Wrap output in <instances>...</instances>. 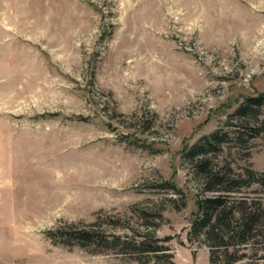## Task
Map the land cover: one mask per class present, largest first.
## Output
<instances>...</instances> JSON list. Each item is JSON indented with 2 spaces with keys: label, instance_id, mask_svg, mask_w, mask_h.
<instances>
[{
  "label": "rangeland",
  "instance_id": "1",
  "mask_svg": "<svg viewBox=\"0 0 264 264\" xmlns=\"http://www.w3.org/2000/svg\"><path fill=\"white\" fill-rule=\"evenodd\" d=\"M257 93L264 0H0V264H166L54 234L96 223L124 237L159 212L173 263L209 264L182 149ZM208 157L263 171L264 131ZM233 196L263 206L264 186ZM237 247L235 264H264L262 240Z\"/></svg>",
  "mask_w": 264,
  "mask_h": 264
},
{
  "label": "trees",
  "instance_id": "2",
  "mask_svg": "<svg viewBox=\"0 0 264 264\" xmlns=\"http://www.w3.org/2000/svg\"><path fill=\"white\" fill-rule=\"evenodd\" d=\"M263 107L264 93L245 96L228 115L224 127L217 128L182 149V157L190 162L202 185L195 200L196 212L190 234L211 241L209 264H235L244 255L238 254L237 246L251 240L254 243L258 240L264 242V203L262 206L261 200L247 201L246 197L233 196L242 187L254 183L264 186V170L245 167L236 172L229 161L214 162L215 158L208 157L218 154L225 145L231 143L247 150L251 139L264 131V119L260 118ZM245 156L248 157L249 152H245ZM163 188L173 193L180 191L168 181L163 183ZM161 218L159 212L154 222H150L151 229L144 232L131 230L132 234L124 237L101 231L96 223L57 227L54 234L67 243L116 247L130 254L152 253L158 261L164 256L166 264H174L173 255L166 252L169 248L164 243L170 237L160 238L155 233L158 225L156 219ZM111 221L115 226L120 220Z\"/></svg>",
  "mask_w": 264,
  "mask_h": 264
}]
</instances>
